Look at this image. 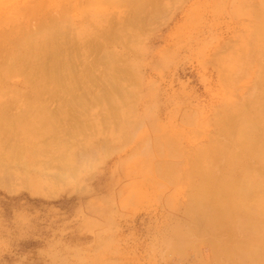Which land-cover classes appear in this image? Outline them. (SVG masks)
<instances>
[{
	"label": "rangeland",
	"instance_id": "1",
	"mask_svg": "<svg viewBox=\"0 0 264 264\" xmlns=\"http://www.w3.org/2000/svg\"><path fill=\"white\" fill-rule=\"evenodd\" d=\"M55 1L0 0V20L8 10L37 6L43 7L38 15L27 17L18 12L10 26L15 31L27 27L35 33L40 17L48 24L57 22L59 27L64 22L68 38L75 39L69 38L67 48L81 50H75L76 61L86 52L95 53L87 63L92 62L89 69L92 66L96 77L84 76L93 75L79 66L84 60L76 63L79 86L99 94L108 79L102 75L111 72L105 69L102 74L105 65L102 69L97 64V71L94 63L99 61L103 47L113 53L117 50L107 46L99 33L93 34V41L83 50L78 30L83 24L90 27V33L117 28L119 33L113 29L110 35L121 37L126 20L120 19L125 12L119 7L103 11L101 26H95L92 5L84 7V0H70L71 8L69 0ZM161 5L166 14L150 24L152 29L149 27L140 41L129 46L141 56L127 64L135 76L128 70L130 78L118 79L126 91L123 99L113 103L85 100L75 111L59 100L40 103L53 112L47 115L45 135L34 142V151L39 152L34 158L38 174L28 173L27 179V174L16 168L14 163L26 155L18 139L1 142L0 161L17 179L10 181L12 187L8 182L9 189L0 182V264H235L233 259L215 263L206 237H198L200 231L191 235L196 230L192 204L203 183L209 181L205 163L210 145L222 158L214 180L219 189L231 179L227 189L232 191L233 179L242 175L238 165L241 159L254 170L253 177L262 170L256 158L264 159V0H162ZM64 13L66 19L62 21L64 18L58 17ZM9 42L0 44V51L6 49L2 56L12 48ZM108 53L100 54L102 63ZM16 91V96L12 94L16 103L6 104L7 109L11 117L19 115L16 118L24 120L31 111L26 98L30 91L21 87ZM54 106L65 110L59 114ZM115 114L129 120L124 124L126 139L122 141L119 134L111 133L117 127ZM231 120L235 125L229 123ZM221 122L231 139L220 133ZM251 122L254 126L256 122L255 128ZM238 123L240 132L233 127ZM255 133L260 136L255 138ZM65 153L72 154L73 161L67 168V182L57 183L60 170L56 166L65 167L60 160ZM44 173L48 181L40 177ZM34 177L38 179L29 183ZM252 237L258 239L259 246L252 249L259 251L262 260L264 223L263 230ZM226 239L224 235L222 240ZM198 240L205 244L197 246ZM262 261L255 264H264Z\"/></svg>",
	"mask_w": 264,
	"mask_h": 264
},
{
	"label": "bare ground",
	"instance_id": "2",
	"mask_svg": "<svg viewBox=\"0 0 264 264\" xmlns=\"http://www.w3.org/2000/svg\"><path fill=\"white\" fill-rule=\"evenodd\" d=\"M135 1H136V4H134ZM140 1L139 0H84L82 2V5L84 7L87 5L88 6L92 5L94 7L92 15H91V21L93 23H96V25L94 24L95 26H101V21L103 20V17L105 16L104 12L106 10L119 7L124 10L123 12H125L124 17L120 19V20H123V19L126 20L125 21L126 24L125 22L121 21L123 23L122 30H121L123 32V35L121 37L118 36L119 34H117L118 36L117 38H114L116 34L114 36L110 35L112 32H115V31L119 33L117 28L116 30L114 28L112 29L109 28V31L105 30L101 33L98 32L99 30H96L97 32L93 31L92 33H90V30H89L90 27L83 24V26H81V29L78 30V36H77L79 39L78 43L83 48V50H85L86 47L93 41L91 39L93 37V34H97V33H99L100 36H102V38L103 37L106 38V41L105 40L104 41L106 42L107 46H109L110 48H114V50L115 49L117 50V51L115 50L116 51L115 53H113V51L109 49L104 50L107 48L103 47L104 41H102L103 46H101V48L103 47V50L101 49L100 52L102 54L107 55V53L110 51L107 56L109 58L108 60H106L107 57L104 58L105 61L102 63L103 59L101 58V55H100L101 53H99L98 55L100 56V58H98V56H96V58H98V60L101 61V63H99V61L94 60L95 61L94 67H96V65L99 64V65H102V69H103L105 65L106 68L104 67V69L101 72L102 74L104 73L103 71L105 69L111 72V74H113L111 75L110 73L105 72L102 75L103 77L108 76V79H107V83H105L107 84L106 87L104 86L101 87V85L99 86L102 88L99 94L98 93L95 94L97 90L95 91L93 89L95 92L90 93L87 89H85V87L83 88L80 87L81 86L80 85V75H79L80 73H77L78 71L76 70L77 68L75 69V67H76V63L80 60L81 56L79 60L76 61L77 57L75 55L76 54L75 50L76 49H77L76 51H81V50H78V47H75V46H73L75 47V49L73 47L67 48V46H70V44L67 45L69 43L68 41H69L70 36L68 38L69 32H67V29L66 31L64 30V27H63L64 22H61V21H60L61 23L59 22L60 24L63 25V26L61 25L62 26V29H61L60 28L61 26L59 27L57 22H50L48 24V22L46 23L47 20L45 17H40L41 20L37 19L39 21V24L36 26V28L38 27L37 30L35 28L36 30L35 33L32 32L31 30H28L27 27L25 30L24 28H21L24 31H22L21 29H20L21 31L20 30L15 31V29H13L12 26H10V23L14 19L13 17L18 18V12H21L22 16L27 15V17H30V16L33 17V15L36 16V14L38 15L39 14L38 12H40V9H42L43 7L42 8L40 7L39 9V7L37 6L35 7L31 6L30 8L29 7L23 8L22 10H19V11L8 10L9 15L5 13L4 14L5 17L4 16L2 17L3 21L0 20V44L6 42L7 40L13 43L12 46L10 45L12 48L9 46L12 50L7 49L8 52L7 54L5 53V56H2L1 54L3 53L1 52L2 51L4 52V50L6 49H3L0 51V144L1 142H6L8 140L18 139V141L24 145L23 150L25 151L26 155H24V157L22 156L23 158L21 157L23 161L19 160L18 162L14 164L17 166L16 168L18 170L24 173L23 175L27 174L26 175L27 179L29 176L28 173L38 174L36 166L34 165L35 164L34 158H36V156L39 155V152L34 151V148L37 146L36 143L34 142L36 138H38V136L42 138L45 135L48 129V125H49L47 115L48 113L53 112L52 110L47 109L44 106H41L40 103L43 104L47 100L52 101L54 103L56 100H59L61 101L60 104L62 106H63L62 103L69 104L70 105L69 109H73L75 111V109L77 110V108L80 107L78 105H82L85 102V100H92L95 103L96 102L99 103V101L101 103L103 101L105 102L108 101V102L113 103V101L115 100L116 102V99L118 98L123 99L124 95L126 94V91H125L124 86L121 85L119 81L120 80L126 81V79L131 77L130 72H132L133 70L130 68L131 65H127V64H129L128 62L132 58H135L138 61V59H140V56H141L140 54H138V52L133 51V49H131L129 46L130 45L133 46L138 40L140 41V38L141 36L144 35L145 31L150 30V28L153 26V25L151 26L150 24L152 22L155 23L156 20L158 21L157 19L158 17H161V16L163 17L166 11L162 5H161L162 7L160 6L162 0H155V1L147 0L145 2H140ZM68 2L71 7V4L73 3V1H71L72 3L70 2V0ZM54 4L53 6L57 5V3H54ZM77 4L79 5V3ZM41 5L43 6V4ZM65 8L62 7V9H65ZM62 12L63 11H61V13ZM65 13L64 15L62 14L58 18L61 20L62 17L65 16ZM127 14L129 16H127ZM42 18L45 19L46 21L42 20ZM65 19L66 18L62 19V21H64ZM26 30L29 32H27ZM30 31L34 34H32ZM109 35L112 36L113 38H111ZM109 37L113 40H110ZM71 40H75V39H71ZM100 40L101 39H98V43L102 45L100 43L101 42ZM73 45H74V42H73ZM75 45H76V42H75ZM96 45H98L97 42H96ZM1 47L2 46L0 45V48ZM145 52H147V50ZM94 55L95 53L92 51V53L86 52V54L82 56L81 61L79 62H82V60H84L86 64L84 63L85 64L84 68H83V65H84L83 63H82V66L80 64L79 66L82 67L81 69H83V71L89 69V65L92 64V62L87 63L88 58L89 57L92 58L94 57ZM68 56H72V57L68 58ZM119 62H121L122 65H120ZM72 63L73 64L75 63L74 67L72 66ZM118 64L120 67L118 66ZM99 65H97L98 68H95L96 70L99 69ZM78 70H79V67H78ZM128 70L130 71L129 72L130 77H128L129 75ZM91 71H95V70H92V66H91V70L88 72H91ZM133 72H132V76L134 77L135 74H133ZM94 73H92L93 75L91 74L87 75L86 73H84V76L86 75L87 77H89L90 75L91 77L93 76L96 77ZM91 77L89 79H91ZM14 79L16 80L14 81ZM133 81H134V84H136L135 82L136 80H133ZM133 81L132 82L130 81L131 82L130 85H134L132 84ZM127 85L129 86L128 83ZM18 87H21L27 91H30V93L26 95L27 96L26 98H28V102L31 103L29 104L31 111L28 115L24 117L25 118L24 120H21V118L20 119L16 118V117H19V115L18 116L14 115L13 117H11L12 115H9L10 112L7 109V105H6V104H9L10 102L16 103V101L14 100L16 99V97H12V94H14V96L18 94L16 91ZM89 90H92V89L89 88ZM58 107L59 108L54 106L53 110L57 108L56 109L57 113L61 112V110L64 112L65 108L63 110V109H60L61 108L60 106ZM113 107H116V106L114 105ZM21 111H23V109H21ZM113 113H116V112H113ZM114 117L117 118V122H116L117 127H115V129L111 131V133H113L112 136H115V134H119L118 135L119 141L125 140L126 139L125 137L126 127L124 124L128 123L129 120L125 116L119 117L116 114ZM229 123L231 125L232 124L235 125V122L233 120H231ZM254 123H255V126L252 125V122H251V125L252 127L254 126L255 128L256 122ZM221 124L222 122L219 124L220 125L219 127L221 128V132L220 131L219 132L222 134H225L227 138L231 139L230 133L224 128L225 124L224 125H221ZM233 127L234 129L236 128L235 130L237 132H240L241 128H239V123ZM254 132H258V131H254ZM255 134H256L255 138L260 136L258 133H255ZM105 143L106 142H104V145ZM120 146L122 147V145ZM120 146L117 147V149H120L121 148ZM20 147L21 146H19V148ZM209 148L211 151L205 163L206 164L205 173L209 181L204 182L203 186L200 188L202 193L200 192L195 195L196 200L193 201L194 204L192 205L195 207L194 212H193V215H194L193 224L196 227V230L192 231L191 235L198 234V232L200 231L199 233L200 235H198V237H203V236L206 237L205 239H207L206 240L207 243L211 244L210 251L214 253L212 258L213 260H215V263L225 262L230 259H233L235 264L259 263L260 261L264 259L260 260L259 251L252 249L253 245L259 247L256 242V240L258 239L252 236H255L258 233V231L260 232V230H263L264 159L256 158L258 160V163H261L262 165V168H261L262 170L258 173L259 176L257 177H253L255 176L254 170H251L250 166H247V164H244L242 162L243 159H241L238 165H239V171L242 175H239L238 179H233L234 181L233 189L230 192L229 189H227V186L231 184L232 180L226 179L227 177L226 174H224L226 181L223 183L222 189H219V187L214 182L216 178V168H217L216 165H217V162L220 161L222 158L219 155L218 151L216 150V147L212 148L210 145ZM13 153H16L15 148H14ZM241 153L239 152L238 154L241 155ZM0 155L1 157H3L1 150H0ZM252 155H255V154L252 153ZM10 157L16 160L18 158V155H10ZM77 158L78 157H74V160ZM60 160L65 163L66 169L65 167L63 168L62 165L58 164V166L56 167H58V169L60 170V173L58 171L59 175L57 174V172L54 174L55 176L57 174V180L59 179V181L56 180L57 183L58 182L66 183L67 182L65 180L66 175L68 172H70L69 169L71 167V162L73 161L72 154H68V153H65L64 155L61 154ZM13 168L14 167H12V169ZM60 168L61 169L63 168L64 170L63 169L61 170ZM46 169L47 167L44 166V171L48 172L46 171ZM227 171H228V168H227ZM231 173H234V168L231 169ZM45 174L46 173L41 174L40 177L44 181H48V176ZM228 174L230 175L229 171H228ZM15 178H16L15 174H13V172L11 173L9 170H5L4 162L0 161V182L3 183L2 185H4V183L8 184V185L5 184L4 187L6 188V186L10 185L8 182H10L12 179H15ZM37 179L38 177H34L31 179L29 183H33ZM10 183H11L10 187H12L13 182H10ZM247 183H251V186H249L250 184L248 185ZM7 188L9 189V187ZM224 235L225 237H227L226 239L227 241L222 240V237ZM180 237H183V235H180L179 238ZM204 244H205L204 240L202 242H199V240L197 241V246H202ZM247 246L249 247V249L247 248ZM220 250L223 251L222 254L217 253Z\"/></svg>",
	"mask_w": 264,
	"mask_h": 264
}]
</instances>
